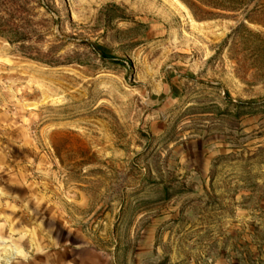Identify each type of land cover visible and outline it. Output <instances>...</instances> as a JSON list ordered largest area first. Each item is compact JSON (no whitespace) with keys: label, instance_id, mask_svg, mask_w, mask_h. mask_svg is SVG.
<instances>
[{"label":"rangeland","instance_id":"rangeland-1","mask_svg":"<svg viewBox=\"0 0 264 264\" xmlns=\"http://www.w3.org/2000/svg\"><path fill=\"white\" fill-rule=\"evenodd\" d=\"M20 248L264 264V0H0V254Z\"/></svg>","mask_w":264,"mask_h":264},{"label":"clouds","instance_id":"clouds-1","mask_svg":"<svg viewBox=\"0 0 264 264\" xmlns=\"http://www.w3.org/2000/svg\"><path fill=\"white\" fill-rule=\"evenodd\" d=\"M10 252L14 257L23 259L25 261V264H27V261L31 258L27 253H25L22 248H20L19 250L11 249ZM0 264H13V261L6 259L4 255L0 254Z\"/></svg>","mask_w":264,"mask_h":264},{"label":"trees","instance_id":"trees-1","mask_svg":"<svg viewBox=\"0 0 264 264\" xmlns=\"http://www.w3.org/2000/svg\"><path fill=\"white\" fill-rule=\"evenodd\" d=\"M101 57L105 58L106 54L104 52H101Z\"/></svg>","mask_w":264,"mask_h":264}]
</instances>
